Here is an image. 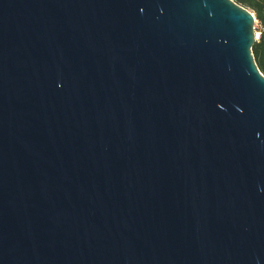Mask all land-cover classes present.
I'll return each instance as SVG.
<instances>
[{
    "label": "water",
    "instance_id": "1",
    "mask_svg": "<svg viewBox=\"0 0 264 264\" xmlns=\"http://www.w3.org/2000/svg\"><path fill=\"white\" fill-rule=\"evenodd\" d=\"M234 0H0V264H264V75Z\"/></svg>",
    "mask_w": 264,
    "mask_h": 264
},
{
    "label": "trees",
    "instance_id": "2",
    "mask_svg": "<svg viewBox=\"0 0 264 264\" xmlns=\"http://www.w3.org/2000/svg\"><path fill=\"white\" fill-rule=\"evenodd\" d=\"M255 15V31L259 37L252 44L251 51L254 61L264 75V0H234Z\"/></svg>",
    "mask_w": 264,
    "mask_h": 264
},
{
    "label": "built area",
    "instance_id": "3",
    "mask_svg": "<svg viewBox=\"0 0 264 264\" xmlns=\"http://www.w3.org/2000/svg\"><path fill=\"white\" fill-rule=\"evenodd\" d=\"M255 31V30H254ZM259 37V32L255 31V38L257 39Z\"/></svg>",
    "mask_w": 264,
    "mask_h": 264
},
{
    "label": "rangeland",
    "instance_id": "4",
    "mask_svg": "<svg viewBox=\"0 0 264 264\" xmlns=\"http://www.w3.org/2000/svg\"><path fill=\"white\" fill-rule=\"evenodd\" d=\"M254 26H255V24H254Z\"/></svg>",
    "mask_w": 264,
    "mask_h": 264
}]
</instances>
